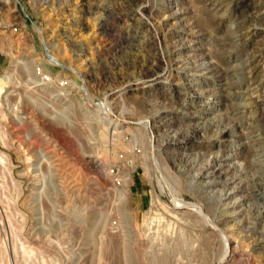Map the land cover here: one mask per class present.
Masks as SVG:
<instances>
[{"label":"rangeland","instance_id":"obj_1","mask_svg":"<svg viewBox=\"0 0 264 264\" xmlns=\"http://www.w3.org/2000/svg\"><path fill=\"white\" fill-rule=\"evenodd\" d=\"M224 234L264 264V0H0V264H219Z\"/></svg>","mask_w":264,"mask_h":264},{"label":"bare ground","instance_id":"obj_2","mask_svg":"<svg viewBox=\"0 0 264 264\" xmlns=\"http://www.w3.org/2000/svg\"><path fill=\"white\" fill-rule=\"evenodd\" d=\"M53 60H55V61H58L59 62V60H58V58L54 55H52V57H51ZM171 71V70H170ZM162 77V74H160V75H158V76H156V77H154V78H152L151 80H156L157 82L158 81H160V78ZM165 78V77H164ZM169 78V77H168ZM162 79V78H161ZM142 81H139V82H135V84H136V86L135 87H133V88H138V87H140L141 85H142ZM152 83V82H151ZM150 83V84H151ZM109 107V106H108ZM110 108V107H109ZM111 112H112V109H111ZM108 114V113H107ZM110 116H111V114H110ZM116 116H117V118L116 119H125L126 120V118H123L122 116H119V114H116ZM115 119V120H116ZM111 121V120H110ZM128 121V120H127ZM117 125L118 124H122L121 122L119 123H116ZM113 125V121H111V122H109L108 123V125L110 126V127H113V132H111L112 134H118V137H120V131H118L117 130V125ZM142 124L145 126V127H147V125L149 126L151 123H150V121H149V119H146V120H144L143 122H142ZM153 125V124H152ZM108 128V127H107ZM109 129V128H108ZM107 129V130H108ZM122 137V136H121ZM114 138V137H113ZM162 185V184H161ZM163 186V185H162ZM178 197V196H177ZM176 199V198H175ZM176 207H190V208H192V209H195L197 212H199L201 215H203L204 216V211H203V208L199 205V204H196V203H192V202H187V201H185L184 199H182V198H180V197H178L177 198V201H176ZM181 209V208H180ZM205 217V216H204ZM211 218V217H210ZM204 219H207V217H205ZM208 220V219H207ZM206 221V220H205ZM209 221V220H208ZM207 222V221H206ZM212 223V222H211ZM211 226H213L214 227V229L215 228H217L216 227V225L215 224H213L212 223V225ZM223 237H224V239H223V241H224V243H223V250H222V255H221V258H220V263L219 264H223L224 262H226L227 260H228V257H229V255H230V251H231V239H230V237H228L227 235H223Z\"/></svg>","mask_w":264,"mask_h":264},{"label":"built area","instance_id":"obj_3","mask_svg":"<svg viewBox=\"0 0 264 264\" xmlns=\"http://www.w3.org/2000/svg\"><path fill=\"white\" fill-rule=\"evenodd\" d=\"M47 78V77H46Z\"/></svg>","mask_w":264,"mask_h":264}]
</instances>
